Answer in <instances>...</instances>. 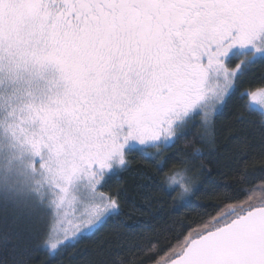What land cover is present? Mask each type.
Returning a JSON list of instances; mask_svg holds the SVG:
<instances>
[{"label":"snow or ice","instance_id":"1","mask_svg":"<svg viewBox=\"0 0 264 264\" xmlns=\"http://www.w3.org/2000/svg\"><path fill=\"white\" fill-rule=\"evenodd\" d=\"M256 64L264 0H0V247L26 264L42 219L50 255L88 239L120 214L104 189L130 156L164 168L194 118L211 126L233 97L264 116V87L240 88ZM167 187L199 190L186 168ZM177 248L163 264H264V196Z\"/></svg>","mask_w":264,"mask_h":264},{"label":"trees","instance_id":"2","mask_svg":"<svg viewBox=\"0 0 264 264\" xmlns=\"http://www.w3.org/2000/svg\"><path fill=\"white\" fill-rule=\"evenodd\" d=\"M258 87H264V64L254 65L240 85L241 90ZM196 149L204 153L202 158H193ZM161 156L170 159L159 170L139 155L129 157L127 170L114 176L104 189L117 195L121 212L90 238L74 245L66 242L50 255L44 246L47 230L42 219L26 264H163L171 250H178V243L204 221L248 195L264 196L260 190L264 183V120L258 111L246 110L236 97L206 130L189 128ZM185 168L199 190L181 201L178 189L167 187V177ZM6 216L10 220L11 211L0 206V230ZM16 259L0 247V264H15Z\"/></svg>","mask_w":264,"mask_h":264},{"label":"rangeland","instance_id":"3","mask_svg":"<svg viewBox=\"0 0 264 264\" xmlns=\"http://www.w3.org/2000/svg\"><path fill=\"white\" fill-rule=\"evenodd\" d=\"M262 118L264 120V116H262ZM189 128H194L195 130H203V129L206 130V126L203 123V118L201 116H196L194 120L191 122ZM176 188L178 189L181 198V190L179 187ZM64 211L68 213V218L71 219L73 213V205H66ZM61 238H62V234H61Z\"/></svg>","mask_w":264,"mask_h":264}]
</instances>
